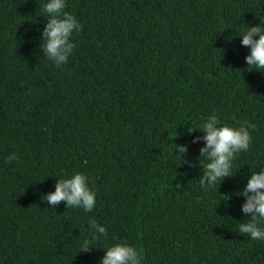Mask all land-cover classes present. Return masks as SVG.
I'll list each match as a JSON object with an SVG mask.
<instances>
[{
    "label": "trees",
    "instance_id": "trees-1",
    "mask_svg": "<svg viewBox=\"0 0 264 264\" xmlns=\"http://www.w3.org/2000/svg\"><path fill=\"white\" fill-rule=\"evenodd\" d=\"M44 3L0 0V264H99L122 241L141 264H264L237 194L264 167V72L239 35L264 0H66L83 27L61 66L41 48ZM214 117L255 127L233 175L205 190L203 133L188 129ZM76 172L92 211L42 199ZM91 220L106 227L97 241Z\"/></svg>",
    "mask_w": 264,
    "mask_h": 264
},
{
    "label": "clouds",
    "instance_id": "clouds-1",
    "mask_svg": "<svg viewBox=\"0 0 264 264\" xmlns=\"http://www.w3.org/2000/svg\"><path fill=\"white\" fill-rule=\"evenodd\" d=\"M47 15V22L42 31L41 48L53 64H66L73 52L74 43L71 39L74 32L82 29V24L72 13L66 11V0H45L43 5ZM260 23L248 25L241 31L240 43L250 49L245 56L248 66L264 72V15H258ZM255 127L252 122L240 124L238 127L229 124H220L214 117L201 121L188 131L200 130L203 135L193 137V143L203 141L199 149V164L203 172L199 176L201 188L207 190L215 187L217 181L232 176L233 160L237 153L249 149L251 135L249 129ZM177 160L191 163L185 153L188 146L175 144ZM173 150V151H174ZM7 161L17 160L15 153L5 157ZM251 171L243 189L237 193L245 197L240 210L251 219L239 224V233L247 234L254 241H264V167ZM90 178L86 173L76 172L70 176L58 177L54 190L42 194V199L49 205L56 206L61 201L66 207L81 208L84 212L92 211L96 206V191L90 187ZM230 197L225 196L224 199ZM90 229L92 239L99 240L106 234V227L91 220ZM91 247L85 239L81 250ZM104 255L99 264H141V257L135 246L126 241L113 243L104 248Z\"/></svg>",
    "mask_w": 264,
    "mask_h": 264
}]
</instances>
